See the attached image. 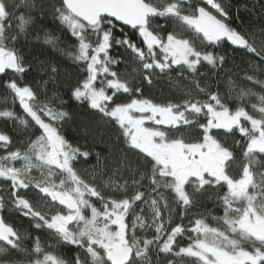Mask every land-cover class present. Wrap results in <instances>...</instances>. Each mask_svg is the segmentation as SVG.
<instances>
[{"label": "snow or ice", "instance_id": "6c2138e0", "mask_svg": "<svg viewBox=\"0 0 264 264\" xmlns=\"http://www.w3.org/2000/svg\"><path fill=\"white\" fill-rule=\"evenodd\" d=\"M20 6L39 7L43 16L45 5L0 0V74L15 77L4 82L12 107L0 109V118L14 121L16 134L25 137L13 148L12 136L0 130V264H264V95L238 88L231 78L226 94L209 82L228 63V53L217 51L228 44L261 58L244 79L264 87V40L256 41L264 27L249 33L232 23L243 24V9L264 24V0L51 4L53 19L75 43L60 47L61 37L48 29L35 39L82 66L69 98L117 127L138 157L122 152L109 168L95 153L87 178L76 165L93 153L63 132L71 116L59 91L61 69L33 57L38 74L48 78L35 87L22 79L33 64L16 45L35 18L17 16ZM162 79L183 97L179 102L144 95V85ZM251 98L257 103L250 112ZM17 102L23 115L14 110ZM5 212L18 213L44 239L6 223ZM61 246L76 251L65 258Z\"/></svg>", "mask_w": 264, "mask_h": 264}, {"label": "trees", "instance_id": "16d2710c", "mask_svg": "<svg viewBox=\"0 0 264 264\" xmlns=\"http://www.w3.org/2000/svg\"><path fill=\"white\" fill-rule=\"evenodd\" d=\"M36 4L39 6L43 3L45 6L43 8V16H41L40 8L36 9H27L23 6H20L17 11V16L20 14L25 15V17L31 15L35 18V23L29 26L27 38H20L19 43L16 45L17 48L21 50V52L25 55V58L33 64V68L30 72L26 73L23 76V81L29 84H32L34 87L36 86V82L38 80L47 79V75L38 74L39 69L33 57H38L40 60L50 59L57 63V66L61 69L60 76L57 77V81L60 84L59 91L66 101L65 110L70 113L71 119L68 120L67 123L63 126V132L65 136L71 140L73 143L82 146V150L90 151L93 153L92 156L87 158L86 160H80L77 163V168L81 170V174L87 178L91 172V166L96 164V156L95 153L101 154V162L107 163L109 168L114 167V161H116L122 152L127 153L130 158L137 159L138 157L131 152H128L123 138L120 137L119 129L112 124L104 123L99 121V118L92 113L88 112L84 107L78 106L77 102L71 100L69 98V89L72 85H74L79 79H82V66L77 67L73 64V62L64 56L61 52L51 48L48 45L43 43V40H36V36L43 37L44 29H48L53 31L54 34H57L61 37L62 43L60 47H66V45L74 44L75 41L71 38L69 33L62 28L58 21H55L52 17V8L51 4L55 3L56 5L60 4V0H35ZM192 4L199 3V0H190ZM247 2V0H231V3L235 6L243 5ZM19 3V0H17ZM209 10H211L209 8ZM240 21H243L241 25L239 21L233 19L232 23L234 26L241 28L243 30H247V32L251 33L254 29H258L264 27V24H261L255 16L250 13H246L241 9L240 13ZM17 21L15 19L12 20V31H15ZM127 32L128 29L126 28ZM129 35L132 36L133 39H137L135 34L129 32ZM261 40H264V36H260L259 33L256 35L257 44L260 43ZM11 46V45H10ZM217 51L223 53H228V63L224 66V69L221 70L216 78L210 80L209 82L213 85H219L220 91L222 93H227L226 81L231 78L236 82L238 88L244 89H252L253 92L264 95V87L254 84L252 82L244 79L245 74L251 75V65L253 63L260 64V57H257L254 54H250L245 52L244 50L235 49L228 44H224L221 48H218ZM115 55V53H113ZM264 67V65H261ZM117 69H123V65H118ZM202 72H208V69L202 68ZM211 76L212 73H209ZM9 77L15 78L12 73L8 75L0 74V109L5 107H12L11 98L8 90L4 87V82L9 79ZM259 79L264 80V76H260ZM19 82V80H18ZM187 85V82H182ZM52 89L51 85L49 86V95H51ZM144 95L148 98L153 99L156 102H164L167 98H171L175 102H179L183 97L176 94L175 90L172 89L171 85L167 80H159L154 81L152 86L144 85ZM5 96H9L8 103L2 102V98ZM43 98V97H41ZM201 99H206V97L201 96ZM122 102H127L128 97L122 96L120 97ZM249 107V111L251 112V104L257 103L255 98H251L246 102ZM230 107H235V102L230 104ZM14 110L18 115H23L22 109L17 102L15 104ZM15 122L10 121L4 118H0V130L5 131L13 138V148L21 147V144L18 143L25 139L24 136H19L16 134L17 129L14 127ZM88 125L90 131L85 134L84 126ZM239 139V136L236 137ZM228 143H232V138H228ZM237 153L239 150H236ZM0 154H3L0 151ZM107 158V159H105ZM239 159V157H238ZM233 174L238 173V168H233ZM208 210L212 211L213 215H222V211L214 206L212 203H207L206 205ZM5 222L11 224L15 228H28V231L33 235H40L42 240L44 239L43 232H33L29 227V222L21 217L18 213H9L5 212ZM208 222L210 224H214V221L209 217ZM187 239L181 240V245L187 244ZM25 244L31 245V240H26ZM75 248H69L61 246L59 252L64 255L65 258L71 257ZM183 264H191L190 260H185Z\"/></svg>", "mask_w": 264, "mask_h": 264}, {"label": "rangeland", "instance_id": "374dc122", "mask_svg": "<svg viewBox=\"0 0 264 264\" xmlns=\"http://www.w3.org/2000/svg\"><path fill=\"white\" fill-rule=\"evenodd\" d=\"M210 8V6H208Z\"/></svg>", "mask_w": 264, "mask_h": 264}]
</instances>
